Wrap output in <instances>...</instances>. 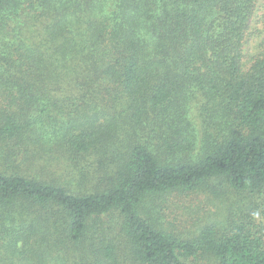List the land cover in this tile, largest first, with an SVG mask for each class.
<instances>
[{"label": "trees", "instance_id": "1", "mask_svg": "<svg viewBox=\"0 0 264 264\" xmlns=\"http://www.w3.org/2000/svg\"><path fill=\"white\" fill-rule=\"evenodd\" d=\"M259 3L0 0V264H264Z\"/></svg>", "mask_w": 264, "mask_h": 264}, {"label": "rangeland", "instance_id": "2", "mask_svg": "<svg viewBox=\"0 0 264 264\" xmlns=\"http://www.w3.org/2000/svg\"><path fill=\"white\" fill-rule=\"evenodd\" d=\"M262 10H264V0H260L259 9L253 18V27L258 26L256 18H259ZM255 41L253 35L249 42L251 48ZM154 206L156 214L153 216L157 219V226L178 232L189 229L198 219L204 222L206 219L211 220L221 215L224 210L226 213L227 200L225 197L215 198L208 190L196 192L175 190L161 194Z\"/></svg>", "mask_w": 264, "mask_h": 264}]
</instances>
